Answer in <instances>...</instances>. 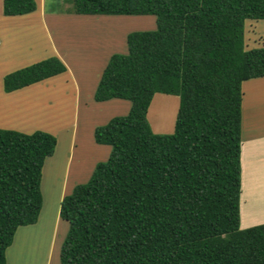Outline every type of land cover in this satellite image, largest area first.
Instances as JSON below:
<instances>
[{
    "label": "trees",
    "instance_id": "obj_1",
    "mask_svg": "<svg viewBox=\"0 0 264 264\" xmlns=\"http://www.w3.org/2000/svg\"><path fill=\"white\" fill-rule=\"evenodd\" d=\"M37 8L3 0L6 16ZM71 11L154 14L157 28L129 33V51L103 70L95 99L132 107L96 127L109 159L61 201V264H264V223L241 227L244 82L264 77V45L247 46V21L264 20V0H73ZM67 69L53 55L7 73L3 87ZM157 92L180 95L173 133L149 122ZM57 145L48 130L0 127V264L18 228L39 220Z\"/></svg>",
    "mask_w": 264,
    "mask_h": 264
},
{
    "label": "rangeland",
    "instance_id": "obj_2",
    "mask_svg": "<svg viewBox=\"0 0 264 264\" xmlns=\"http://www.w3.org/2000/svg\"><path fill=\"white\" fill-rule=\"evenodd\" d=\"M1 3L3 0H0V102H3L0 104V127L31 132L55 122L54 132L53 125L45 126L60 140L43 168L44 203L39 223L33 228H18L13 244L7 249L8 262L61 264L62 247L70 231V222L60 215V193L64 189L65 195L69 194L77 184L88 182L96 165L109 159L113 146L96 143V127L114 116L128 114L132 107V102L127 99L97 101V85L112 54L129 51L128 34L156 29L157 16L72 13L69 11L73 0H37L38 8L29 14L4 16ZM247 22V46L264 45V20ZM53 55L62 57L70 69L68 74L47 78L17 93L5 92L4 75ZM66 79L70 83H63ZM75 80L80 84V130L75 134L78 141L70 147L71 131H67L70 126L65 128L66 131L58 128L62 127L60 120L68 121L77 107L71 88ZM245 85L247 89L249 86ZM179 105L180 95L155 94L148 113L155 132H174ZM243 131L247 136L256 130L245 128ZM263 143L264 140L259 141L253 147L252 142H247L243 146L242 228L264 223ZM52 202L57 206H51Z\"/></svg>",
    "mask_w": 264,
    "mask_h": 264
},
{
    "label": "crops",
    "instance_id": "obj_3",
    "mask_svg": "<svg viewBox=\"0 0 264 264\" xmlns=\"http://www.w3.org/2000/svg\"><path fill=\"white\" fill-rule=\"evenodd\" d=\"M1 9H2L1 12H3V3H1ZM4 16H6V15H4ZM57 54H59V53H57ZM69 70L70 69L68 68L67 71L64 73L68 74ZM3 79H4V77H3ZM42 81H39V82H42ZM69 81L70 80L66 79V81H64L63 83H70ZM39 82H36V83L38 84ZM36 83H34V84L36 85ZM34 84H32V85H34ZM245 84H248V86H249V87H247V89H245V86H246ZM29 86H31V85H29ZM29 86H26V88ZM71 88H72V91L75 95L74 100L76 101L77 107H75L73 109V111H72L73 116L71 118H69L68 121H67V119H65V121L60 120V122H62L60 126H62V127L58 128L59 131H61V130L66 131L65 128L70 126L67 129V131H71L70 141H69L70 147H72L75 144V142L78 141V138L75 136V134H76V131L80 130L79 129V124H80V120H79L80 119L79 118V107L80 106H79V103H80V98H81L80 97V84L77 80H75V81H73V83H71ZM21 89H23V88H21ZM21 89H18V90L20 91ZM18 90H15L16 92L13 91V93L19 92ZM244 91H245V94H244V101H243V129L253 128L256 131H251L250 134H248L247 136H244L245 131H243V133H242V138H243L242 152H243V146L245 145V143L252 142V146L255 147V146H257V144H255V143H258L259 141L264 140V77L254 78V79H250V80L245 81L244 82ZM10 93H12V92H10ZM1 103H3V102H0V104ZM0 107H1V105H0ZM43 115H41V116H43ZM52 119L54 121L53 117H52ZM50 120H51V118H50ZM45 123H47V122H45ZM56 123H58V121H56ZM53 124H55V122L48 123L45 125H53ZM45 125L41 126V127H44L42 129L48 130V128H47L48 126H45ZM51 127L53 128V132H54V129H56V127L54 125ZM54 134H56V133H54ZM242 165H243V163H242ZM63 191H64V189L62 190V193H60V197L58 199L59 201H61V199H63V195H65V191L64 192ZM40 216H41V213H40ZM39 220H40V217H39ZM39 220L36 224L39 223ZM57 223H58V220H56V224ZM36 224L27 225V226H32L30 228H33V226ZM28 263H29V261H27V264Z\"/></svg>",
    "mask_w": 264,
    "mask_h": 264
},
{
    "label": "bare ground",
    "instance_id": "obj_4",
    "mask_svg": "<svg viewBox=\"0 0 264 264\" xmlns=\"http://www.w3.org/2000/svg\"><path fill=\"white\" fill-rule=\"evenodd\" d=\"M15 98H16V97H15ZM11 99H13V98H11ZM14 100H16V99H14ZM19 101H20V100H19ZM62 143H63V142H62ZM53 183H54V182H53ZM57 198H58V197H57ZM57 198H56V199H57ZM46 199H47V198H46ZM54 201H57V200L54 199ZM48 202H50V200H49ZM57 202H58V201H57ZM53 203H54V202H52L51 206H52V205H56V206H57V203H56V204H53ZM48 206H49V204H48ZM47 209H48V208H46V211H47ZM53 213H54V212H53ZM45 215H46V214H45ZM46 219H47V218H46ZM41 221H42V220H41ZM48 221H49V219H48ZM61 221H62V220H61ZM43 223H44V222H43ZM53 223H54V222H53ZM61 224H62V223H61ZM47 225H48V224H47ZM43 227H44V224H43ZM52 227H53V226H52ZM59 229H60V228H59ZM62 230H63V229H62ZM52 252H53V251H52Z\"/></svg>",
    "mask_w": 264,
    "mask_h": 264
}]
</instances>
